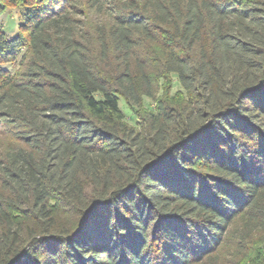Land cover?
Wrapping results in <instances>:
<instances>
[{
  "label": "trees",
  "instance_id": "1",
  "mask_svg": "<svg viewBox=\"0 0 264 264\" xmlns=\"http://www.w3.org/2000/svg\"><path fill=\"white\" fill-rule=\"evenodd\" d=\"M88 2L0 0V264H264V0Z\"/></svg>",
  "mask_w": 264,
  "mask_h": 264
},
{
  "label": "rangeland",
  "instance_id": "2",
  "mask_svg": "<svg viewBox=\"0 0 264 264\" xmlns=\"http://www.w3.org/2000/svg\"><path fill=\"white\" fill-rule=\"evenodd\" d=\"M83 5H78V8L83 10L84 12H91L93 14L95 8L91 6V2L89 0H80ZM120 0H100L101 6H103L106 11L109 12L110 6H116L119 4ZM80 3V2H79ZM77 6V5H76ZM92 7V8H91ZM90 8V9H89ZM106 12L105 10H103ZM1 14V20L3 23L4 29L8 32L9 35H13L17 32V28L19 23L22 21V12L19 7L16 6H8L3 7ZM103 16H105L102 13ZM10 69L14 70L18 69V66L15 65L10 67ZM156 99H151L145 97L143 99V104L140 108L132 107L128 105L123 99L120 100V107L125 113L126 120L132 126H135L138 129H142L143 121L142 117L147 115V112H152L156 108V102L159 99H173L175 103H179L182 99L187 98V92L183 89L180 84L178 77L175 74H170L167 79L161 80L160 90L156 94Z\"/></svg>",
  "mask_w": 264,
  "mask_h": 264
}]
</instances>
